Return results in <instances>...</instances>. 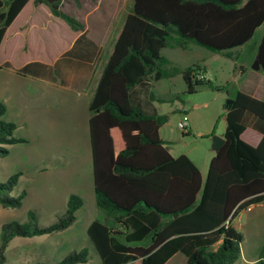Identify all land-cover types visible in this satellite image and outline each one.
<instances>
[{"label":"trees","instance_id":"obj_1","mask_svg":"<svg viewBox=\"0 0 264 264\" xmlns=\"http://www.w3.org/2000/svg\"><path fill=\"white\" fill-rule=\"evenodd\" d=\"M30 3L34 10L45 4L72 30L59 54L84 31L83 22L64 11L62 0H0V46ZM263 21L264 0H132L88 103L94 195L105 215L104 220L93 219L86 230L99 255L97 264H164L177 252L185 256V264H235L239 259L243 235L233 221L240 211L264 201V135L257 146L250 145L241 138L244 125L233 112L248 109L264 119V101L242 92L233 97L224 143L202 178L189 156H174L159 136L165 117L145 112L130 94L143 77L159 80L181 74L189 93L212 86L209 79L196 77L202 65L180 68L162 49L193 43L227 51L249 40ZM18 27L15 33L24 34L27 24ZM58 55L40 59L51 64ZM37 59L24 56L18 67L4 62L18 69ZM251 67L264 73V34ZM6 109L0 100V156L7 154V145L27 142L14 135L17 125L4 118ZM20 174L0 181L3 208L22 205L26 191L11 194ZM83 205V199L71 193L64 212L49 224L39 223L33 210L26 222L2 223L0 264L7 260L5 249L13 237L62 231L74 223ZM88 257V249L81 248L58 262L28 264H77ZM255 264H264V246Z\"/></svg>","mask_w":264,"mask_h":264},{"label":"rangeland","instance_id":"obj_2","mask_svg":"<svg viewBox=\"0 0 264 264\" xmlns=\"http://www.w3.org/2000/svg\"><path fill=\"white\" fill-rule=\"evenodd\" d=\"M62 2L64 11H71L70 14L81 18L83 22L88 19L85 24L87 26L90 24L91 29L94 25L92 18L102 16L104 21L108 20L109 29L105 27V32L100 37L101 46L103 45L102 58L106 54L108 55L124 18L131 11L132 0H63ZM29 5V8L25 9L14 22L8 37L3 40L0 46V63L6 61L14 67H18L23 62L24 56H32L40 61L41 56L55 57L63 50V47L67 46V39L70 40L74 35L62 19L53 17L48 6L42 4L43 6L34 10L32 3ZM22 22L27 24L26 32L24 34L15 33L16 29L19 30L18 26ZM263 29L264 24L262 28L256 30L255 39L261 35ZM198 57L203 58L209 65L207 73L212 86L204 85L201 88L199 86L196 91L190 93L185 91L181 93L180 91L177 98L156 100L154 103L159 114L165 117V121L161 125V133L168 149L174 155L186 154L202 168L215 153L211 146V135L223 132L224 125L218 112L225 100L230 98L227 93L232 89L230 80L233 74L231 69L233 62L231 58L227 57V53L215 52V50L194 44L187 61ZM183 59L185 60L186 56ZM6 62L0 64V100L7 107L4 118L16 123L15 136H23V138H35L36 136V140L7 145V154L0 156V181L4 182L11 174L20 171L21 174L11 194L17 195L22 190L26 191L22 205L7 208L0 205V225L11 220L28 221L29 210H34L36 220L46 225L56 219L57 213H63L67 206L68 196L62 197L63 192L55 186V184L60 185L61 183L55 179L84 178L86 174V166H82L78 173L70 170L76 168L74 164L62 166L64 160L81 161L82 158L75 157L74 150L57 148L61 145L57 140L63 138L64 130H73L74 128L72 119L75 116V110L71 103L68 104L67 100L60 98L58 93L60 91L56 90L57 98L54 100V93L53 97L51 93L47 98H44L40 88L28 87V83L33 82L29 78H32L31 76L35 72L34 67L42 66L47 71L52 69L49 72L50 76L54 73L53 67L39 62L22 71L13 72L9 70L13 67ZM15 78H19V80L15 82ZM21 81L27 85L25 95L20 93ZM173 84L177 88L184 86L181 80H175ZM156 85L158 87L159 83L156 82ZM218 85L223 87L215 89L214 87ZM161 95L164 98L167 94L163 92ZM35 99H41V102L34 103ZM184 116L189 119L192 126L187 121V130L182 131L179 122L183 120ZM51 128L54 129L56 140L46 142L45 137L51 136ZM37 136H40V139H37ZM92 197L85 194L83 198L85 205L76 211L74 224L66 230L31 237H13L5 249L7 258L5 264H28L35 261L58 262L69 250L81 248L88 249L89 257L87 263L77 264H97L99 255L94 249V244L87 235L86 229L93 219L104 220L105 215L101 209L97 208ZM94 206L97 209L94 210ZM236 227L243 235L240 250L250 258H257L264 246V206L255 205L240 211L236 218ZM65 232L66 234H64ZM39 242L42 246L40 252L49 261L47 259L39 260L38 254L31 251ZM242 253L235 264L244 261ZM255 261L252 263L244 261V263L255 264ZM132 264L140 263L135 261Z\"/></svg>","mask_w":264,"mask_h":264},{"label":"crops","instance_id":"obj_3","mask_svg":"<svg viewBox=\"0 0 264 264\" xmlns=\"http://www.w3.org/2000/svg\"><path fill=\"white\" fill-rule=\"evenodd\" d=\"M62 8H63V4H62ZM75 14L78 15L77 13ZM78 19L83 22L81 18ZM87 20H84L83 22L84 31L80 32L79 35H76L73 38L70 45L68 46V48L64 50V52L59 54L51 64H46L39 60H32L27 63H24L18 69L9 68V70L13 72H19L22 71L24 68H27L28 66H31L33 64H38L39 62L44 65L53 67L54 73L51 76L49 72L52 69H49L47 71L42 66L37 65V67H34L35 72L34 73L32 72L33 76H31L32 78H29L33 82L28 83V87L29 86L32 88L35 87L36 89L40 88L41 92L44 94V98H47V96H49L51 93L53 97V93H54V100H56L57 98V95L55 93L56 90L60 91L58 92L59 95L61 96L60 98H62V100H67L68 104L71 103L73 105L75 110L74 111L75 116L72 119L74 122V128L73 130H67V129L64 130L63 138L61 139L60 137L61 140H57L60 141L61 144L60 147L57 148H60L62 150H74L76 153L75 157L82 158L81 161L64 160V162L61 164L62 166H68L69 164H74L76 165V168L74 169L71 168L70 170L71 171L73 170L76 173L79 172V169L82 168V166H86L87 168V169L85 168L86 174L84 178L76 177L74 179H66V180L57 178L55 179V181H58L61 184L60 185L55 184V186H57L56 188H59L63 192L62 194L63 198H66L71 193H76L83 199L85 197V194H87V196L88 195L93 196L92 198L96 203L95 195H94V188H95L94 178L92 173V169H93V159L91 152L92 147H91V140L89 133L90 131L89 117L91 111L89 109L88 103L90 96L94 92L99 74H101L102 68L107 58L106 56L107 54L102 58L103 45L101 46L100 37L103 36L105 32V27H108L109 29V23L108 20L107 22L104 21V19H102V16H97L92 18V23L94 25L92 26L91 29L90 24L89 26L85 24V21ZM263 24L264 21L260 24V26L256 28V30L260 27L262 28ZM90 30L92 31L89 33ZM119 30L117 32V35L119 33ZM256 30L252 35V37L242 45L236 48H231L227 51H221L227 53V57L231 58L233 62L232 63L233 65L231 67L233 74H232V79L230 80L232 81V89L231 92L227 93V96L230 98L236 96L238 92H242L251 95L255 99L264 101V73L260 70H254L251 67V61L252 59H254L258 42L259 40H261V37L264 34V29H263L261 31V35L256 37L255 39ZM193 47H194L193 43H188L186 48H180L177 46L166 47L162 49V54L165 55L166 58H168L173 64H176L180 68H184L192 63L202 65L203 70L201 71V73H203L205 75V78L208 79L207 69L209 65L204 61L203 58L198 57V58H194L193 60L187 61V57H189V52H191ZM185 56L186 59L184 60L183 57ZM48 74L50 77L48 76ZM181 76H182L181 74H177V75L175 74L173 76L161 78L159 80L143 77L139 80V82H137L136 85L133 86L131 90L130 98L133 103L138 104V106H140L145 112L159 114L160 112L158 111L156 104L154 103L156 100L157 101L163 99L172 100L175 97L177 98V95H179L180 91L181 93L185 91L186 84ZM17 80H19V78H15V82ZM175 80L183 81L184 83L183 88H177L175 84H173V81ZM156 82L159 83L158 87L156 85ZM59 88L60 90H58ZM26 91H27V85L24 84L23 81H21L20 93L25 95ZM163 92H166L167 94L165 95L166 97L164 98L161 95L163 94ZM39 102H41V99L39 100L35 99L34 101V103H39ZM229 109L230 107H226L224 103L218 112L219 113L218 116L221 118L224 125L222 134H224L225 132L226 115ZM233 113H234V117L237 118V120L244 125V130L240 135L241 138L247 141L248 143H250V145L257 146L262 136L264 135V119L258 117V115L251 112L248 109H237ZM188 120L189 119H187V121ZM188 123L189 125L192 126V123H190L189 121ZM51 129H52L50 132L51 136L47 135V137H45L46 142L56 140V137L53 133L54 129L53 128ZM161 132H162V127H160L158 133L159 136L163 139ZM222 134H218V135L222 137ZM37 137H38L37 139H40V136ZM24 139H27V143H28L31 140H36V136L35 138L26 137ZM208 163L206 165H203L202 168H200L196 164L200 169V174L202 178L205 177V173L207 172V168H208ZM84 205H85V201H84ZM255 205L264 206V201L261 203L251 205L250 207ZM83 206H81L80 208H82ZM95 207L96 206H94L93 208L94 210L98 208V206L97 208ZM61 213L62 212H59L57 213V215L58 214L60 215ZM236 218L233 221L235 225H236ZM66 232L64 234H66ZM36 245L37 246L35 247V249H31V251H35L38 254L37 257L39 258V260L47 259L43 256V253L40 252V249L42 247L40 242L37 243ZM72 250L73 249L69 250L68 252ZM68 252H66L65 255ZM242 252L243 251L240 250V254ZM242 254L244 257L243 260L247 261L248 263L249 262L252 263L255 260H257V258H250L244 252ZM47 260L49 261V259ZM185 261H186L185 256L180 252H177L174 255L170 256L164 264H185ZM244 261L240 264H245Z\"/></svg>","mask_w":264,"mask_h":264},{"label":"water","instance_id":"obj_4","mask_svg":"<svg viewBox=\"0 0 264 264\" xmlns=\"http://www.w3.org/2000/svg\"><path fill=\"white\" fill-rule=\"evenodd\" d=\"M233 103H234L233 98H227L225 100V106L226 107H230L231 105H233ZM210 140H211L212 149L215 152H218L219 149L221 148L222 144L224 143V138L221 137V136L212 134L211 137H210Z\"/></svg>","mask_w":264,"mask_h":264},{"label":"built area","instance_id":"obj_5","mask_svg":"<svg viewBox=\"0 0 264 264\" xmlns=\"http://www.w3.org/2000/svg\"><path fill=\"white\" fill-rule=\"evenodd\" d=\"M196 77H197L198 79H203V78H205V75H204L203 73H200V74H198ZM187 124H188V123H187V117L184 116L183 120L179 122V127H180V129H181L182 131L187 130V127H188Z\"/></svg>","mask_w":264,"mask_h":264}]
</instances>
